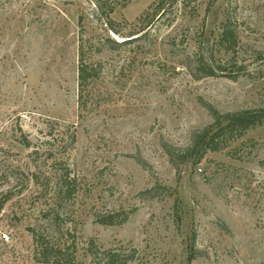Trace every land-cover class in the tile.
Segmentation results:
<instances>
[{
  "label": "rangeland",
  "instance_id": "obj_1",
  "mask_svg": "<svg viewBox=\"0 0 264 264\" xmlns=\"http://www.w3.org/2000/svg\"><path fill=\"white\" fill-rule=\"evenodd\" d=\"M95 1L0 0V264H106L109 251L132 254L126 264H264V122L199 163L177 167L163 147L212 123L208 104L264 107V0H192L194 11L176 0L165 12L129 0L111 14L118 33ZM81 14L85 37L142 34L90 56L102 68L82 109ZM226 14L238 41L228 50ZM199 58L227 71L195 78ZM61 165L78 189L54 222L33 174ZM109 214L127 216L98 221ZM36 229L62 251L42 255Z\"/></svg>",
  "mask_w": 264,
  "mask_h": 264
},
{
  "label": "trees",
  "instance_id": "obj_2",
  "mask_svg": "<svg viewBox=\"0 0 264 264\" xmlns=\"http://www.w3.org/2000/svg\"><path fill=\"white\" fill-rule=\"evenodd\" d=\"M129 0H118L116 2L110 0H96L95 1V16L97 20L104 26L106 31H116L115 21L112 19L111 14L117 9L118 4L126 6ZM175 2L176 0H159L156 12L166 11L167 3ZM191 10L197 7L191 5ZM163 12V13H164ZM222 29L219 34V42L226 46V49L233 48L237 45V29L231 23L229 14L225 15L222 22ZM78 26L80 27V36L78 40V85H79V106L86 108L88 106L91 94L89 93V86L98 79L102 68L101 61H92L91 55L96 52H103L107 47L120 46L124 43L131 42L141 37L126 39L124 41H117L110 36V34L99 35L97 37H85V16L81 14L78 19ZM138 34V33H136ZM197 66L192 69L195 78L200 76H214L218 72H225L227 68L224 66H214L213 60L210 58H199ZM228 76L236 77L239 72H230ZM209 112L212 116V123L197 129L193 132L191 141L187 146L179 147L164 143L163 147L168 153L170 160L175 166L185 164L190 161L199 163L205 157L208 151H218L229 145L232 141L242 137L249 129L262 124L264 122V107L248 108L239 111L222 112L213 105H207ZM73 137V136H72ZM71 137V138H72ZM26 145L30 144L29 139H24ZM62 166V165H61ZM54 177L45 175L44 179L40 178L38 174H33L35 184L44 192L46 209L44 214L46 218L56 222L63 214L64 204L71 199H74L77 193V185L75 177H71L70 171L66 166H62L58 172L54 173ZM55 180L54 186H51ZM119 214L99 215L98 221L102 224L113 225L121 223L125 220L126 216L119 218ZM35 243L40 248V253L46 258L51 255H57L62 251L60 245L51 244L47 241L42 232L33 230ZM89 250L95 254L93 245H90ZM56 251V253H53ZM106 264H126L133 258L132 254H124L109 251L106 255ZM71 262V261H66Z\"/></svg>",
  "mask_w": 264,
  "mask_h": 264
}]
</instances>
